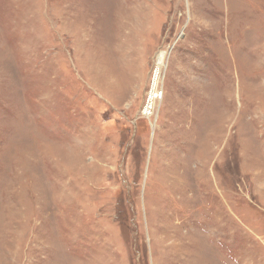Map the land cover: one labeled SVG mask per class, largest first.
Wrapping results in <instances>:
<instances>
[{"label":"rangeland","instance_id":"obj_1","mask_svg":"<svg viewBox=\"0 0 264 264\" xmlns=\"http://www.w3.org/2000/svg\"><path fill=\"white\" fill-rule=\"evenodd\" d=\"M0 264H264V0H0Z\"/></svg>","mask_w":264,"mask_h":264},{"label":"built area","instance_id":"obj_2","mask_svg":"<svg viewBox=\"0 0 264 264\" xmlns=\"http://www.w3.org/2000/svg\"><path fill=\"white\" fill-rule=\"evenodd\" d=\"M160 75H162L161 74V69L158 67V68H156V70H155V74H154V83L156 82V81H158V80H160L161 81V76ZM162 90H160L158 87L157 88H154V87H152V89L150 90V92H149V94H148V99H147V105H146V107H145V109H144V112L146 113V109H147V106H148V103H149V101L151 100H153V99H155V100H153V101H155L154 102V105H155V103L157 102V100L160 98L161 99V97H162ZM154 105H153V107H154ZM153 109V108H152ZM151 108H149V109H147V113L146 114H149L150 113V110H152Z\"/></svg>","mask_w":264,"mask_h":264},{"label":"bare ground","instance_id":"obj_3","mask_svg":"<svg viewBox=\"0 0 264 264\" xmlns=\"http://www.w3.org/2000/svg\"><path fill=\"white\" fill-rule=\"evenodd\" d=\"M228 1V0H227ZM163 55L164 54H159V58H158V62H159V64H162L163 63V60H164V58H163ZM154 100V99H153ZM149 101V103H148V106L150 105V104H152V105H154V101ZM148 106H147V108H148Z\"/></svg>","mask_w":264,"mask_h":264}]
</instances>
